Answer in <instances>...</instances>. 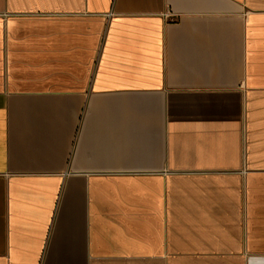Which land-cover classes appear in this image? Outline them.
I'll list each match as a JSON object with an SVG mask.
<instances>
[{"label": "crops", "instance_id": "crops-1", "mask_svg": "<svg viewBox=\"0 0 264 264\" xmlns=\"http://www.w3.org/2000/svg\"><path fill=\"white\" fill-rule=\"evenodd\" d=\"M0 264H264V0H0Z\"/></svg>", "mask_w": 264, "mask_h": 264}, {"label": "built area", "instance_id": "built-area-1", "mask_svg": "<svg viewBox=\"0 0 264 264\" xmlns=\"http://www.w3.org/2000/svg\"><path fill=\"white\" fill-rule=\"evenodd\" d=\"M164 16H168V15L166 14V15H164Z\"/></svg>", "mask_w": 264, "mask_h": 264}]
</instances>
